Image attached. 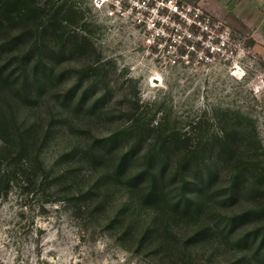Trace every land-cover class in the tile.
Listing matches in <instances>:
<instances>
[{"label": "rangeland", "instance_id": "rangeland-1", "mask_svg": "<svg viewBox=\"0 0 264 264\" xmlns=\"http://www.w3.org/2000/svg\"><path fill=\"white\" fill-rule=\"evenodd\" d=\"M35 1L41 15L4 20L0 38L26 33L25 42L0 53V123L8 142L3 155L27 166L8 190L0 187V264H187L191 257L196 264H264V251L252 257L257 248L241 251L225 233L257 192L230 205L220 193L230 176L224 170L196 193L203 211L184 215L173 210L182 196L181 180L171 176L189 150L212 158L227 141L229 158H240L264 149V49L201 0L185 1L209 20L190 25L193 38L181 44L174 65L160 61L164 45L146 55L153 13L142 0ZM161 23L169 34L185 28L175 16ZM225 29L226 49L210 54L206 41ZM79 41L87 49H78ZM148 156L165 158L160 165L171 172L157 202L148 199V181L133 179ZM120 158L135 159L127 174L115 175ZM43 169L50 185L42 184ZM254 223L233 232L258 230ZM148 227L151 241H141ZM199 234L204 238L191 240Z\"/></svg>", "mask_w": 264, "mask_h": 264}, {"label": "trees", "instance_id": "trees-1", "mask_svg": "<svg viewBox=\"0 0 264 264\" xmlns=\"http://www.w3.org/2000/svg\"><path fill=\"white\" fill-rule=\"evenodd\" d=\"M40 10L41 8L37 6V1L35 0H0V38L4 39L5 36L3 37V35L6 33L4 32V29H6L4 20L10 21L12 25L14 20L21 19L29 15L32 11L35 12V17L40 16ZM25 34L26 33H22L15 38L0 40V53L12 49L13 47L16 48L19 43L25 42L26 38L22 37ZM27 35L28 39H34L32 38L33 34L31 32ZM78 36L79 35L76 36L77 41L79 38ZM254 43V40H251V45ZM77 45L80 47L78 49H87L85 44L80 45V41ZM25 57L27 58L28 54H26ZM25 60V58L24 60L21 59L19 64H25ZM39 73L42 74L44 72L41 71ZM0 74L2 75L1 72ZM23 83V87H25L26 80H24ZM4 129L2 123H0V187L8 190L11 182L16 180L19 175H23L26 172L27 166L23 162V158H5V155H3V152L6 151L8 146L5 134L2 133V130ZM5 131L6 130H4V132ZM262 147L263 146L259 145L255 149L252 148L250 151L237 154L240 158H229L234 151L227 141H222L217 150L210 153L213 155L212 158H199V152L194 149L189 150L186 154V158H182L178 167H176L171 174L172 180L175 181L177 178L181 180V183L178 184V188L182 196L173 205V210L175 213L179 212L184 215L193 213L196 210L203 211L205 205L198 199V197H195L196 193L199 194V192L201 193L204 191L212 183H216L220 174L224 173V170H227L230 173V176L225 181L226 186L220 193L228 199H226V201L230 202V205L232 203L235 204L236 202H240L245 196L251 195L252 192H257V197H255L253 206L243 210L242 213L227 222V226L231 227V225H235V227L230 229V231L225 232L228 234V237L233 234L234 243H236L234 245H237L241 251L249 253L252 248H257L252 257H254L255 254L261 255L262 251H264V153L262 152L264 149ZM207 150H204V153L207 152ZM134 159L135 158H120L117 161H113V163H115L114 174H127L125 169ZM164 160L165 158L148 156L147 158H144V170L137 175H133L135 183H139L138 180H142V183L146 181L149 182L150 193L148 199H151L149 201L157 202L163 200V196L168 188L165 180L171 172L166 165H160L162 162L165 163ZM50 183L51 181L49 180L48 172L44 170L42 184L46 186L50 185ZM86 196L87 195L83 193L79 198H85ZM247 221H253L255 222L254 224H261L260 228L244 234L233 232L236 231L239 226H242L243 222L247 223ZM218 223L222 224L221 222ZM215 227L217 232L220 230L223 231L220 225H215ZM151 230L152 229L148 227L144 230L142 237L139 239L142 238V241L148 237L151 241V236L153 234L151 233ZM201 235L202 234L196 235L192 237L191 240H197ZM202 237L204 238L203 235ZM162 247L163 246L160 245V249ZM183 247L186 248V254L187 252L192 254L191 250L188 249L187 243L183 245ZM243 263L244 261L239 259L231 263L225 262L223 264ZM187 264H196L195 258H189Z\"/></svg>", "mask_w": 264, "mask_h": 264}, {"label": "built area", "instance_id": "built-area-1", "mask_svg": "<svg viewBox=\"0 0 264 264\" xmlns=\"http://www.w3.org/2000/svg\"><path fill=\"white\" fill-rule=\"evenodd\" d=\"M154 1L155 3L149 4V0H142V5L140 6L150 8V12L153 13L152 17L148 19L149 22L147 24V29L150 33L146 36L145 40V45L148 47L146 55H150V47H159L160 50L162 45H164L160 50L161 56L159 59L160 61L164 60L174 65L178 62V59L181 57V55H179L178 50L181 44L193 38V34L188 30L190 25L194 23L203 27V23H206L209 18L201 14L202 12L198 6L192 5L191 2H187L185 0ZM160 10H164V14L162 18L158 19ZM108 14L110 16L114 15L115 10L111 8ZM173 16L179 18L180 28L182 25L185 27L183 32H179L178 28H176V32H174L173 34H169L168 32H166L167 27H165L164 24L161 23V20L171 19ZM166 36L168 38L166 39L165 44H162L161 42L157 44L156 39L159 40ZM229 37L230 32L225 29L220 33L216 41H211V39H208L206 41V47L209 48L210 54L225 50ZM201 38L202 36H200L199 39ZM185 44L187 50L195 49L194 44ZM205 56L208 57V54Z\"/></svg>", "mask_w": 264, "mask_h": 264}, {"label": "crops", "instance_id": "crops-1", "mask_svg": "<svg viewBox=\"0 0 264 264\" xmlns=\"http://www.w3.org/2000/svg\"><path fill=\"white\" fill-rule=\"evenodd\" d=\"M217 16L226 17L264 49V0H201Z\"/></svg>", "mask_w": 264, "mask_h": 264}, {"label": "bare ground", "instance_id": "bare-ground-1", "mask_svg": "<svg viewBox=\"0 0 264 264\" xmlns=\"http://www.w3.org/2000/svg\"><path fill=\"white\" fill-rule=\"evenodd\" d=\"M161 79V76H155L154 78H153V80H155V81H159Z\"/></svg>", "mask_w": 264, "mask_h": 264}]
</instances>
